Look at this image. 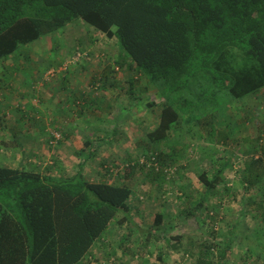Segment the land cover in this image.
I'll return each mask as SVG.
<instances>
[{
	"label": "trees",
	"instance_id": "16d2710c",
	"mask_svg": "<svg viewBox=\"0 0 264 264\" xmlns=\"http://www.w3.org/2000/svg\"><path fill=\"white\" fill-rule=\"evenodd\" d=\"M76 20L107 39H115L125 53L114 60L107 58L110 63L94 81L113 87L109 74L116 65L121 71L138 74L127 77L130 99H143L139 94L141 78L160 95L158 113L151 110L155 124L145 136V144L157 151H150L141 166L161 180L173 179L178 172L176 167L172 174L168 172L174 168L171 165L177 152L166 154L158 146L166 148L172 143L175 127L192 119L190 115L183 121L181 110L194 106V99L200 101L212 87L227 90L233 100L264 90V0H0V61ZM229 48L243 52L257 65H251L249 73L242 72L236 82L221 69ZM73 52L72 58L80 53ZM67 67L64 75L71 73ZM150 96H144L149 109L155 106ZM187 112L190 114L189 110L184 114ZM213 119L208 123L195 121L216 127ZM211 135L214 142L227 138L222 132ZM151 159L158 167L156 172L147 166ZM134 165L131 162L125 172ZM245 165L241 177L243 174L248 194L264 178V147L260 156L250 158ZM220 175L216 170L209 178L203 172L198 179L210 191L221 181ZM224 189L228 192L230 188ZM178 191L188 201L186 191ZM131 195L123 183L92 182L83 179L80 172L55 177L0 167V264H80L112 222H129ZM196 205L182 209L183 214L202 212L203 202ZM258 207L263 209L264 203ZM162 221L163 213L155 214L147 233L157 231ZM180 239L171 238L168 245L173 251H181ZM211 246L202 245L195 264H216L223 259L221 251L209 258ZM185 251L182 259L188 261L192 248Z\"/></svg>",
	"mask_w": 264,
	"mask_h": 264
},
{
	"label": "rangeland",
	"instance_id": "374dc122",
	"mask_svg": "<svg viewBox=\"0 0 264 264\" xmlns=\"http://www.w3.org/2000/svg\"><path fill=\"white\" fill-rule=\"evenodd\" d=\"M75 50L76 52L86 54V57L78 61L79 64L77 65H68V61L72 58L70 52H75ZM119 54H124L125 56L124 51L119 47L115 39L110 40L105 38L103 34L96 31L93 27L79 20L41 38L37 42L19 48L14 54L0 61V88H2V92L6 93L5 97L7 98V100L4 99V108L0 106V114L5 113V116H7V114H12L11 111L15 109L14 104L15 102L18 104L17 98L20 97L21 94L28 95L27 98H30L32 95L31 100L34 99L35 103L40 102V106L44 105L46 101L43 96L37 97L38 92L40 94L41 90L53 92V99L60 102L57 104L58 106L55 111L61 113L64 106L67 107L68 103L71 104V112H75L79 115V121L77 120L75 123L71 122V126H75V128L72 129L73 138H70L68 132L64 135L63 129H60V132L58 130L61 135L60 141L53 146L47 143L46 153L40 154L41 156L37 159H33L37 166L35 167L38 170L37 172L49 175L52 174L53 176L60 175L63 177L72 176L80 172L83 179L89 180V177H96L98 169H102L101 172H103V170H106L104 166H110L112 170L116 171V174H110L109 181L113 178L111 181L113 183H127L133 190H140L138 193L139 195L136 196V200H139L137 204L141 206L143 211L144 215L141 217V222H143L145 226H148V224L149 228L152 226L153 216L158 208H162L164 211L166 209L169 215L167 217L168 221L158 228L159 232H157L155 240L151 238L150 243H148V235L145 231H142L144 234L140 237L134 236L136 241L133 242V238V243L130 244L131 250L128 251L125 258L124 256H120V250L114 247L115 249L111 251V258L115 259V263L195 264L196 249H192L191 253L193 255L189 257L188 261L182 259L183 253H187L185 250L189 248L190 241H194V239L197 240L198 237L200 240L196 242H200V246L205 243H211L213 245L212 237L220 230L224 219V211H228L225 213H229L249 210V206L248 204L243 205L240 203V200L235 199H232L229 203H227L225 199H223L224 201L222 200L223 203L220 201V203L214 202L208 204L205 201L201 208L202 212L199 213L201 223L203 222V224H206L202 225L205 229V233H202L203 231L199 230V228L198 231L200 232L195 234L197 223L195 222L196 217L194 218V214H196V211L193 212V215H188L187 213V215H184L183 210L189 206H197V201L193 202L194 199L188 194V190L186 191L188 201L184 199L182 195L179 196L177 187L181 185L183 189V186L187 185L189 190L199 191L202 185L201 182H198V176L203 172H207L208 177L211 178V175L215 173L221 162L224 163L225 160V166L226 163L228 164L227 166H231L230 170L225 173V178H227L226 180L228 182L236 186L233 193L235 195L241 194L240 189H237V185L240 183L239 178L241 177V170L246 166L245 164L250 158H255L258 155L260 156L261 147H264V90L257 95H251L241 100H233L227 90L225 91V89L219 88V90L217 89L216 91V88L212 87L204 96H201L204 98L200 101L194 99V106H191L193 108L188 107L181 110L180 114L183 115L181 117L183 121L187 116L191 115V124H197L195 119L199 121H210L211 117H214L216 118V120H213L214 124L222 125L223 122L220 121V118L224 117V114L227 113V116H236L237 118L240 116L241 120L242 118L244 119L242 123L246 124V128L253 129V124L255 123L254 119L256 118V123L261 124L259 127L262 137L260 140H252L250 138L244 146L240 144V138H235L236 136L232 137L229 143L226 140L224 142H213V144H209V146L205 147L208 152L206 153L207 155H198L200 150L196 147L205 146L204 140L182 134L183 137H176L174 141L172 139L173 142L176 140L186 145L183 150L181 149L180 152L182 153H178L179 151L176 150L178 156H176V159L171 165L178 169L177 175H175L173 179L161 180L140 164L141 160H144L143 158H145L150 151H157L154 150V148L151 149L148 144L142 145V143L146 141V133L150 131L155 124L156 116L151 110L158 113L161 101L160 95L154 93L150 96L149 100H154L155 102V106L151 109L147 108L144 104L147 100L144 98L145 95H143V93H139L141 97H143L139 102L130 99L127 95V77L128 75L137 77L138 74H133L131 71H121L116 65L112 67V72L109 74V81L113 82V87H110V84L100 86L93 80L94 78L98 80L97 77L99 74H101L104 67L110 63L111 60L107 61V58L114 60L119 58ZM223 57V63L220 61L222 66L221 69H225L223 72L235 82L240 79L242 72H248L247 69H250L251 65L257 67L253 60H249L243 52L237 49L229 48L224 53ZM53 60H58V64ZM67 65L70 66V70L74 67L76 68L74 74L71 72L64 75L65 70L69 68ZM65 67L66 69L64 70ZM20 69H23V72H21ZM13 71L18 75H13ZM32 71L35 77L34 83L30 88V81L28 80L29 74H31ZM21 78H24V86L28 89L27 91L18 87V81L21 80ZM141 80L142 83L146 82L143 78H141ZM5 86L7 87L5 88ZM61 87L67 89L62 90ZM78 90L83 93V100H78ZM63 91L69 93L68 99L64 97L67 102L66 104L62 103ZM98 97L102 99L100 102H98ZM31 100L29 99L26 101L29 102ZM92 100L94 103L93 105L88 103ZM255 102H257L256 111L253 110ZM8 107H10L9 110ZM18 108L22 110L20 105L16 107V109ZM188 110L190 114H188V112L184 114V111L186 112ZM108 112L110 117H108ZM42 118L44 125L47 124L51 129L52 125L48 117L44 118L43 116ZM27 123L28 122H24L21 124V127L27 129ZM57 125L60 126L62 124L56 121L54 126ZM2 126L4 127V124H2ZM78 127L79 129L82 128L81 133H78ZM51 131H57V129ZM98 132L99 134L102 132L106 136V138H104L105 141H111L112 138L116 139L121 135V137L118 138L120 140L118 145H115L117 151H115L116 153L113 152L112 156L107 157L105 156L106 153L105 155H97L96 151H94ZM0 133L4 134V130L2 129ZM234 133L238 134V136L244 134L243 132H238V130ZM248 134L250 133L247 131L246 135ZM122 135H125V137ZM47 139L49 140V138ZM86 143H90L92 147L82 152ZM158 148H161V146L159 145ZM164 149H162V151ZM78 153H80L79 156L77 155ZM89 154H93L92 157H90ZM197 155L202 161H200V159L196 160L198 157ZM105 157L108 163H102L100 166ZM85 159L87 160L84 166H87L86 168L88 169L85 175H83V162ZM131 162L136 164L134 165L135 167H133L134 169L130 172H125V169H127L126 165L130 166ZM79 163H81V166H79ZM234 169H236L235 172H233ZM254 191L250 192L249 195L255 194V196L260 199L259 204L264 203V178ZM219 192L221 191H218V193ZM228 204L231 205L232 208L229 207V209ZM219 212H221V214H219ZM257 212L264 213V207L263 209L258 208ZM231 216L232 215L229 217ZM260 218H257V220H260ZM260 221L263 223L259 225L261 231L259 233L261 236V243L259 246H263L264 218ZM137 230L139 229L136 228L135 231ZM207 231L209 233H207ZM177 236L183 238L181 251H173L172 248L167 250V248H169L168 244L172 242L171 238ZM118 239L119 238H116L114 243H116ZM259 246L258 248H260ZM215 254L216 253L212 251V253L208 254L209 258L211 256L213 259ZM239 262L240 261L237 263Z\"/></svg>",
	"mask_w": 264,
	"mask_h": 264
},
{
	"label": "crops",
	"instance_id": "0c3cea01",
	"mask_svg": "<svg viewBox=\"0 0 264 264\" xmlns=\"http://www.w3.org/2000/svg\"><path fill=\"white\" fill-rule=\"evenodd\" d=\"M53 61L56 64H58V60L57 61L53 60ZM73 69H71L73 70L71 72L74 74V71L76 68L74 67ZM20 70L21 72H23V69H20ZM15 74L17 73L13 71V75ZM34 77H35V74L32 71V73L29 74V80H28L30 81V88H31V85L34 83ZM18 82H19L18 87L22 88V90L25 89L24 91L28 90L24 86V78H21V80H19ZM7 86H5V88ZM139 87H140L139 89L140 93H143L145 97L148 95H153V93L155 92L154 87L151 84H148L147 82H143V83L141 82ZM61 89L66 90L67 88L65 89L61 87ZM1 90L2 88H0V106L4 108V104H3L5 103L4 99L7 100V98L5 97L6 93L2 92ZM69 90H70V87H69ZM78 92H79V96H81V97L79 96L77 97L78 100L79 99L83 100V97H84L83 93H81L79 90ZM23 93H27V92H23ZM41 95L46 101L44 105L40 106V102L35 103L34 99L31 100L32 95L30 96V98H27L28 95L21 94L20 97L17 98L18 104H16V102L14 104L15 111L14 110L11 111L12 114H7V116H5V113L0 114V131L2 129L4 130V134L0 133V167H5L9 169H20L21 168L27 171L37 172L38 170L37 168H35L37 166L35 164V160L33 159H37L41 156L40 154L46 153L45 151H46V146L48 143L47 138L50 137L49 132L51 130L57 129V131L59 130L60 132V129H63L62 131H64L63 132L64 135H66L65 133L68 132L70 138H73L72 129H74L75 126L74 125L71 126V122L75 123L77 120L79 121V115L75 112H71L70 110L71 104L69 103L67 104L68 108L64 106L63 111L60 113L58 111H55L58 106L57 104H59L60 102L58 100L53 99V92L49 90H46V91L41 90L40 94L38 92L37 97ZM68 95L69 93L63 91V96H62L63 102L61 100L63 104L67 103L65 101V98L67 97L68 99ZM29 99L31 101L29 102L26 101ZM101 100L102 99L98 97V102H100ZM88 103L92 105L94 104L93 100ZM256 103L257 102H255L254 104V108H253L254 111H256L255 109L257 106ZM19 105L21 106L22 110H19V108L16 109V107H18ZM110 105H111V101H110ZM9 108L10 107H8V110ZM107 114H108V117H110L109 112ZM43 116L44 118L48 117V120L51 122V125H52L51 129L49 128L47 124L44 125L43 118H42ZM242 120L244 119L242 118ZM242 120L240 116L238 118L236 116L234 117L227 116V113H226L224 114V117L220 118V121L223 122L222 125H216V127H213V126L210 127L208 125L201 126L198 124L197 121H195L197 122V124H194V123L191 124V122H189L188 124H185L181 122L175 127V130L172 132L171 139H173L174 141L176 137L181 138L183 137L182 134L190 135L193 138L203 139L205 146H201L199 148L202 151V154H205V155H207L206 153H208L205 147L209 146V144H213L214 142L212 141L213 135H211L213 131L216 133L222 132L223 134L222 136L224 138H226L227 136V138L224 140L222 139L221 142H224L226 140L229 143L231 142L232 137H235V136H236L235 138L237 139L240 138L239 142H241L240 144H242L243 146L246 144L247 140L250 138L252 140H257V139L260 140V138L262 137V134L260 132L259 126L261 124L256 123L257 122L256 118L254 119L255 123L253 124V129L246 128V124L242 123ZM56 121L61 122L63 126L62 125L54 126V123ZM24 122H28L27 129H23L21 127V124H23ZM202 123H204V121H202ZM206 123H208V121ZM2 124H4V127L2 126ZM212 128H214V130H212ZM81 129L82 128L79 129L78 127V130H79L78 133L79 132L81 133ZM237 130L238 132L240 131V132H243L244 134L241 136H238V134L234 133V132H237ZM247 131L250 134L246 135ZM97 135H96L97 143L94 146L95 147L94 151H96L97 155L99 154L105 155L106 153L105 156L107 157L112 156L113 152L117 151L115 145H118V142L120 141L118 138H120L121 135L117 137L116 139L111 137L112 138L111 141H105L104 138H106V136L102 132H100V134L98 132ZM122 136L125 137V135H122ZM173 141L165 149L164 147L161 146V148L164 149L163 151L166 154H169V153L174 154L176 150L180 151V149L183 150V148L186 147L185 143L183 142H178L176 140L175 142ZM144 143L145 141L142 143V145H146ZM85 145L86 146L82 149L84 151L86 149L87 150L91 149L92 147L90 143H86ZM161 148H159L160 151L162 150ZM199 159L200 158L198 156L196 160H199ZM102 163H108V161L106 160V157L104 158L103 162H101L100 166L102 165ZM224 163H225V160H224ZM224 163L221 162L220 166L217 168V170L221 172V175H220L221 181L213 190H210V191L206 190L204 186L202 185V183H201L202 186L199 191L189 190V188H187V185H184L183 189L185 191L188 190L189 191L188 194L192 197V199H194L193 202L197 201V203L199 202L204 203L206 201V203L212 204L214 202L218 203L223 199L227 200V203H229L232 199H235V200H240V203L243 205L248 204L249 210L248 209L240 210V211L229 212V213H225L228 211H224V219L222 221L220 230L217 232V234H214V237H212L213 245L209 248V250L211 253L212 251L214 253L221 251L222 253L223 259L219 260V262H217L216 264H236L238 261L240 262L237 264H244V263L245 264H264V253H263L264 245L259 246V244L261 243V238H260L261 236L259 235L261 231H260L259 225H262L263 222L260 220L264 218V213L257 212V209L259 208L258 205H259L260 199L256 197L255 194H252V195H249V193L246 194L247 191H245L244 182L242 181L243 174H242V177L239 178V182H240L239 185H237V189L238 190L240 189L241 191L240 195H235L233 193L234 192L233 190H235L234 188L236 187L234 184H231V186H229L231 190L229 189L228 192L224 191L225 190L224 186H227L228 184V181L226 180L227 178H225V173L228 170H230V167H231V166L230 167L227 166L228 165L227 163L225 166ZM86 167L87 166H84L83 175H85V172L88 169ZM245 167L246 166H244L243 169L241 170L242 172L245 169ZM101 171L102 169H98L97 174H96L97 178L95 176L91 178L89 177V181L99 182V181L104 180L110 184H114L113 182H111L113 178L111 179V181H109L110 173L107 172V170H103V172ZM55 177H58V176H55ZM260 183L254 186L255 189L256 187L259 186ZM123 184L129 187L132 191V195L128 201L129 222L123 223L122 225L116 222H112L111 225L108 227L107 231L94 243L89 254L80 264H104V262H106V260H108V258L112 256L111 251H113V249L115 248L119 249L120 256H124L125 258L126 254H128V251L131 250L130 244L136 241L135 237L142 236L144 234V232L142 231H145V232H147V230L149 231V224L148 226H145V224L141 222V219H142L141 217L144 214L141 209V206L137 204V201L139 200H136V196L139 195L138 193L140 192V190L139 189L133 190L127 183H123ZM180 187L182 188L181 185H178L177 189L182 190ZM218 191H221V192L218 193ZM229 207L232 208V206L228 204V208ZM157 213H163V221L161 225L163 226L168 221L167 217L169 215L167 213V210L165 209L164 211V209L158 208L155 211V214ZM199 213H201L200 210L199 211L196 210V214L194 215V218L196 217L195 222L197 223V230L195 234L200 232L198 231L199 228H200L199 230L203 231V232L201 231L202 233H205V229L202 227V225H206V224H203V222L201 223ZM219 214H221V212H219ZM230 215L232 216L229 217ZM257 218H260V220H257ZM153 220H154V216H153ZM136 228H138L139 230L135 231ZM144 229H147V230H144ZM157 232H159L158 228H157V231H154L152 234L147 233L148 243H150L151 238H153L154 240L156 239ZM207 233L209 232L207 231ZM181 236H182V233H181ZM181 236H180L181 239L179 241L181 244H183L182 243L183 238ZM116 238H119V239L116 243H114V240ZM133 238H134V241H133ZM198 240H200L198 239V237H197V240L194 239L195 242ZM194 241L193 240L190 241V247L192 249L197 250L196 256H198L199 252L202 250L201 247L203 244L200 246L199 245L200 242L195 243ZM129 246H130V249H129ZM258 246L260 248H258ZM168 249H170V247L167 248V250Z\"/></svg>",
	"mask_w": 264,
	"mask_h": 264
},
{
	"label": "built area",
	"instance_id": "2783aa9c",
	"mask_svg": "<svg viewBox=\"0 0 264 264\" xmlns=\"http://www.w3.org/2000/svg\"><path fill=\"white\" fill-rule=\"evenodd\" d=\"M85 57H86V54L77 53L72 59H70V61H68V63H69L68 65L74 64L77 61H80L82 59H85ZM65 69H66V67L64 68V70ZM60 139H61V135H60L59 132H57V131H51L50 132V137H49L48 143H49L50 146H53L57 142H59ZM150 162H152V163L147 164V166L148 167H151L152 166L155 169V171H157L158 170V167H157L156 163L154 162V159H151ZM143 163H146V162L144 160H141L140 164H143ZM126 167H129V165H126ZM109 169H110L109 170V173L110 174H112V175H115L116 174V171L115 170H112L111 167ZM174 170H175V167L173 169L172 168L171 169H168V172L172 174ZM235 171H236V169H234L233 172H235ZM231 184L232 183L228 182L227 186L229 187V186H231ZM104 264H116L115 263V259L110 257V258H108V260H106V262H104Z\"/></svg>",
	"mask_w": 264,
	"mask_h": 264
}]
</instances>
